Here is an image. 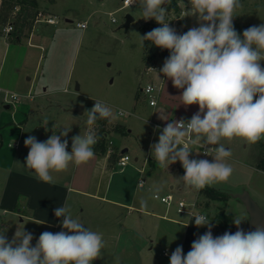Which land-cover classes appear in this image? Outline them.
<instances>
[{
	"label": "rangeland",
	"instance_id": "rangeland-1",
	"mask_svg": "<svg viewBox=\"0 0 264 264\" xmlns=\"http://www.w3.org/2000/svg\"><path fill=\"white\" fill-rule=\"evenodd\" d=\"M35 2V8H22L16 0H0V33H3L4 27L10 25L8 32H17L21 40L10 42V46L0 55V87L5 90L0 92V111L7 103L8 95L16 93L20 97L16 103L27 113L28 124H35L40 120L46 130H52L56 124L62 131L70 122L76 121L77 130L71 137L68 134L67 139L80 133L82 135L84 129L88 127L85 123L87 116L83 114L85 110H90L94 106V100H101L111 106L114 113L120 109L129 112L131 115L128 117L111 123L108 121L109 126L106 122L104 127L107 132L115 129L113 125L125 128L126 133L123 134L110 131L105 137V147L114 148V153L126 147L130 157L127 166L118 171L119 167L114 165L110 177H107V198H119L123 203L132 206L129 209L127 206L119 208L115 215L117 218L125 217L127 211L131 215H136L138 214L136 209L163 212L165 205L152 196L154 186L162 187L158 196L167 194L171 196L173 202L168 206L169 216L176 214L175 201L182 199L186 202L195 201V210L203 212L210 220L216 213H231L229 226L233 229L236 228L233 219L240 217L244 220L241 224L243 227L247 221L245 208L239 199L230 196L243 191H246L264 210V170L258 168L264 138L254 144L241 138L224 141L225 146L232 151V157L227 162L232 165L234 171L228 182L212 188L225 193L227 195L225 198H209L201 191L196 192L183 185H177L173 177L184 174L180 162L170 165L168 173L160 169L152 158L150 145L158 142L160 133L155 132L154 138L151 137L154 128L147 122L151 119L148 96L141 88L147 83L157 86L158 76L147 70L138 34L144 35L158 24L154 19L144 20L138 4L121 7L122 0H35ZM182 5L185 11V5L190 10L187 0H183ZM179 7V13L175 14L167 6L170 26L177 32L178 24H181L179 16L182 6ZM126 13L132 15L134 19L128 28L124 29L121 24ZM236 15L234 21L247 24L249 27L264 23V0H244L242 8L237 10ZM111 17L115 20L111 21ZM47 18H54L55 23H46ZM184 20L187 25L190 17L184 16ZM193 20L198 26L194 17ZM78 21H84L85 27H76ZM141 27L145 30L142 31ZM30 41L41 44L42 47L30 46L28 44ZM147 45L160 49L153 46L151 41H147ZM165 51L169 54L168 50ZM157 57L166 56L157 55L154 61ZM162 64L163 60L160 59L157 65ZM261 64L264 66V61ZM65 87L68 89L67 92L63 90ZM27 93L31 97H28ZM155 93L156 91L153 95ZM74 106L81 107V111H69ZM69 117H73L75 121ZM119 131L124 132L122 128H119ZM198 150L194 148V151ZM190 158L212 160L211 156H204L202 153L199 156L192 153ZM149 166H153L152 170ZM139 177L144 180L142 187L137 184ZM1 181L2 175L0 192ZM142 199L147 201L146 209L141 208ZM80 207L77 204L75 208L78 210ZM95 207L93 205L90 211H96ZM109 210L107 209L108 212ZM87 212L85 204L84 212L80 213L79 219L85 227L101 233L105 241L102 258L94 260L93 264H115L117 258L119 264H158L165 261L162 255L164 243L159 238L153 243L150 242V227L140 230L139 238L134 239V247H125L121 238L126 236L124 232L126 223L120 230V225L115 223L114 215H107L105 219H95ZM20 218L0 204V230L7 228L6 236L9 240L16 232L18 224L25 225V230L33 234V246L42 232L56 233L63 230L36 231L34 223L21 221ZM120 235V241L115 243L114 238ZM150 253L152 258L148 262L146 255Z\"/></svg>",
	"mask_w": 264,
	"mask_h": 264
},
{
	"label": "clouds",
	"instance_id": "clouds-1",
	"mask_svg": "<svg viewBox=\"0 0 264 264\" xmlns=\"http://www.w3.org/2000/svg\"><path fill=\"white\" fill-rule=\"evenodd\" d=\"M124 2L128 7L138 4L144 20L154 19L160 25L138 34L140 47L151 41L169 52L159 70L149 69L157 74L164 89L165 81L170 80L181 90L174 97L179 105L198 106L190 118L160 115L166 124L156 129L160 134L158 142L150 145L152 158L168 173L170 165L180 162L184 174L173 179L196 192L228 182L234 169L227 162L232 151L224 141L241 138L254 144L264 138V23L244 29L241 35L233 23L242 8L241 0H188L190 10L185 5V17H194L198 26L181 34L168 20L166 5L170 0ZM63 90L68 91L67 87ZM144 90L152 93L154 89L148 85ZM94 101L83 114L87 116V129L71 138V152L67 150L71 128H62L59 135L53 132L46 141L29 135L24 140L29 149L24 168L38 180L54 183L53 172L66 171L70 163L79 166L94 159V146L99 140L94 130L97 120L111 123L131 115L124 109L114 113L103 101ZM201 149L212 160L190 158L192 153L199 156ZM161 190V186H154V199L159 198ZM140 203L141 208H147L146 200ZM54 214L63 217V230L42 232L35 246L33 234L25 230V225L18 224L11 240L6 236L7 228L0 230V264H93L102 258L105 241L101 233L85 227L67 202L55 208ZM188 216L193 217L197 228L207 227L208 231L192 242L186 255L183 246H177L169 264H264V223L249 220L252 227L245 231L241 227L244 220L236 217L234 233L225 231L214 237V225L206 215L189 212ZM115 264H119L118 258Z\"/></svg>",
	"mask_w": 264,
	"mask_h": 264
},
{
	"label": "crops",
	"instance_id": "crops-1",
	"mask_svg": "<svg viewBox=\"0 0 264 264\" xmlns=\"http://www.w3.org/2000/svg\"><path fill=\"white\" fill-rule=\"evenodd\" d=\"M182 2L183 0L178 1V5L182 6L179 18L181 19L182 28H184L186 32L189 28L197 25L193 17H190L187 25L185 24L184 16L186 11ZM0 39V55L10 46V42L21 41H12L3 33H0ZM28 44L30 46L42 47L41 44L31 43V41ZM165 58L166 57H157L154 65L147 67V70L151 71L149 68L160 69L163 64L161 66L157 64L160 59L164 62ZM161 78L164 79L163 77ZM157 79L158 85L155 86L156 93L154 95L156 102L154 105L148 104L149 116L151 119H148L147 122L153 125L152 128H154V130L151 131V137L153 138L155 135L154 133L158 132L154 124L159 128L161 125L166 124L165 121L160 119V115L166 116L167 114H171L172 117L176 119L180 117L190 118L198 111L197 105L188 108L179 105V99L174 97L180 95L181 90L174 88L170 80L165 81L164 89L163 83L159 78ZM2 91L5 92V90H2L0 87V92ZM6 100H8V98ZM18 101L19 100H17V102ZM69 111H71V109H69ZM69 118L75 121L73 117ZM27 119V113L21 109V105H18L16 101L5 103L3 110L0 111V175H2L0 204L1 207L9 209L14 214L19 215L21 221L27 220L28 222L34 223L36 231L62 229L63 217L57 218L54 214V210L59 206H63L65 202L71 206L73 215L78 218H80V213L84 212L86 204L87 213L89 215L92 214V217L95 219H105L107 215H114L115 223L120 225V230L123 229V225L126 223L124 229L126 236L121 238V242L125 247H134V239L139 238L140 230L142 231L145 227H150V242L153 243L154 240L159 238L164 243L162 255L165 261H161L158 264H169L170 255L177 246L182 245L184 254L186 255L187 252L191 250L192 242L208 231L207 227L197 228L193 217L187 214H178L176 211V214L169 216V208L165 204L163 212H154L152 210L148 212L136 209V211H138L136 215H131V213L127 211L124 215L125 217L117 218L115 215L119 212V208L127 206L129 209L132 206L123 203L119 198H107L106 196L108 188L107 177H110L112 167L115 165L117 158L109 159V153L107 152L104 154L95 152V158L88 163L79 166L70 163L66 171L60 173L53 172L54 183H45L38 180L23 166L29 151L24 145V140L31 135L35 136L38 141H46L53 132H57L59 135V130L61 129L54 124L52 130H46L44 124L40 120L35 124H28ZM106 122L109 126L108 120ZM112 127L115 129L110 131L122 134L126 133L124 127L119 125H113ZM65 128H71L68 133L71 137L73 132L77 130V122H70ZM119 128H122L124 132L119 131ZM86 129L87 127L84 129V132ZM109 132L105 133V137H107ZM68 141L69 146L67 150L71 152V139H68ZM122 149H126L127 151L126 147ZM121 150L118 153H121ZM152 167L153 166H149L150 170H152ZM77 204L81 206L78 210L75 208ZM93 205L96 206V211H90ZM107 209H110L109 212ZM186 224L189 225L187 227L181 226ZM212 224L214 225L212 228L213 236L222 235L219 225L213 221ZM116 237L114 238V242L118 243L121 235ZM151 258V253L146 255V260L148 262H150Z\"/></svg>",
	"mask_w": 264,
	"mask_h": 264
},
{
	"label": "trees",
	"instance_id": "trees-1",
	"mask_svg": "<svg viewBox=\"0 0 264 264\" xmlns=\"http://www.w3.org/2000/svg\"><path fill=\"white\" fill-rule=\"evenodd\" d=\"M53 1V0H51ZM178 1L179 0H170V3L167 4V6L172 9L174 11L175 14L179 13L180 11V7L178 5ZM244 0H241V3ZM7 1H3V3H6ZM9 2V1H8ZM16 2L21 4L22 8L28 7V8H35L36 2L35 0H16ZM179 23H181V20H179ZM235 29L237 30L238 33H240L242 35V32L244 29L248 28L249 26L247 24H242L240 22L237 21H233ZM157 27H159V25H157ZM142 31H144L145 29L143 27H141ZM185 29L181 28L178 29V33H184ZM7 36L9 37L10 40L12 41H16L19 40V35L17 34V32L14 31H9L7 33ZM157 55H161V56H166L168 57V53L164 50H158L153 48H150L147 45V41L144 42V46H143V59L144 62L146 64V67H150L154 65V58ZM105 123H106V119H98L95 126H94V130L96 131L99 140L98 143L94 146V152L99 153V154H104L106 151V147H105V133L107 132V130L104 128L105 127ZM262 149H261V159H260V163L258 164V168H260L261 170H264V143L261 144ZM120 155V153H109L108 158L109 159H114L115 157H118ZM202 193L205 194V196L209 197V198H225L227 195L221 191H218L212 187H206L205 189L201 190ZM232 218V214H226V213H216V215L212 218V221L217 223L219 225V228L221 230V233L223 234L225 231H230L232 233H234L236 231L237 228L233 229L229 226V221Z\"/></svg>",
	"mask_w": 264,
	"mask_h": 264
},
{
	"label": "built area",
	"instance_id": "built-area-1",
	"mask_svg": "<svg viewBox=\"0 0 264 264\" xmlns=\"http://www.w3.org/2000/svg\"><path fill=\"white\" fill-rule=\"evenodd\" d=\"M124 6H126V4H125L124 0H122L121 7H124ZM114 20L115 19L113 17H111V21H114ZM45 22L49 23V24H53V23H55V20H54V18H47V19H45ZM75 25L78 28H84L86 23L84 21H78V22H76ZM9 28H10V25L4 27L3 28V34L7 35ZM148 85H151L153 87V89H154L153 92L156 91L155 86L152 84H149V83H147L145 85V87L141 88V91H143L145 94H147L148 104L154 105L156 100L154 98L153 92L152 93H146L144 90ZM13 94H16V93H10L8 95V100H6V102L12 103L14 101L19 100V95L16 94L15 96H13ZM27 96L30 97V95H27ZM164 126L165 125H161L160 129H162ZM154 127L156 128L158 126L156 124H154ZM112 152H113V148H111V147L107 148V153H112ZM201 153H203V149L201 150ZM129 159H130V157L127 154V152L120 153V155L116 159L115 165H117L119 167V170L121 171L125 166H127L129 164ZM143 183H144L143 178L139 177L137 180V184L142 185ZM158 199L160 202H162L166 206H170V204L173 202V200L169 194L160 195ZM175 206H176V211L180 214H187L188 215L189 212L195 213V214H203V213L197 212L195 210V201L186 202L182 199H178L177 201H175ZM187 207H189V208H187Z\"/></svg>",
	"mask_w": 264,
	"mask_h": 264
},
{
	"label": "water",
	"instance_id": "water-1",
	"mask_svg": "<svg viewBox=\"0 0 264 264\" xmlns=\"http://www.w3.org/2000/svg\"><path fill=\"white\" fill-rule=\"evenodd\" d=\"M133 19L134 18L132 17V15L126 13L124 15V21L121 24V27L127 29ZM178 28L181 29L182 24H178ZM71 111L80 112L81 107L74 106L71 108ZM125 151L126 149H122L121 153ZM230 196L239 199L245 208V211L247 213V221L242 227L245 231H248L252 227V224L249 222V220H251L253 223H264V210H262L257 205V203L250 197V195L246 191L235 193Z\"/></svg>",
	"mask_w": 264,
	"mask_h": 264
}]
</instances>
